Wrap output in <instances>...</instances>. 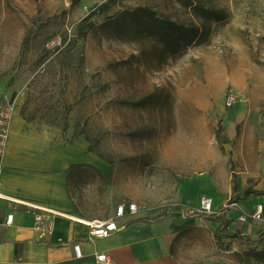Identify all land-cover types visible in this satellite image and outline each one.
Returning a JSON list of instances; mask_svg holds the SVG:
<instances>
[{"label": "rangeland", "instance_id": "obj_1", "mask_svg": "<svg viewBox=\"0 0 264 264\" xmlns=\"http://www.w3.org/2000/svg\"><path fill=\"white\" fill-rule=\"evenodd\" d=\"M108 1L0 0V103L29 100L33 123H67L68 141L92 139L110 172L81 171L73 196L82 215L108 219L136 204L176 216L180 178L221 148L228 109L240 99L264 105V0H192L224 11L218 22L180 0ZM158 21L201 36L173 54L145 31ZM74 38L68 60L55 53L41 63L47 42ZM188 231L183 263L203 264L216 238Z\"/></svg>", "mask_w": 264, "mask_h": 264}, {"label": "crops", "instance_id": "obj_2", "mask_svg": "<svg viewBox=\"0 0 264 264\" xmlns=\"http://www.w3.org/2000/svg\"><path fill=\"white\" fill-rule=\"evenodd\" d=\"M19 99L10 143L0 159V192L67 216L54 217L53 234L43 235L27 206L0 199V264H103L97 261L100 255H107L109 264H184L181 249L189 241L182 237L193 229L216 238L203 264H264V243L256 251L246 244L247 237L256 240L264 233V105L240 99L228 109L221 148L211 149L212 156L195 165L194 174L180 178L176 216L128 213L118 220L120 231L92 239L89 226L76 218L107 219L81 214L68 192L69 169L88 165L108 175L110 167L83 138L68 141L57 127L25 121ZM203 197L212 199L213 217L186 218L182 206L197 208ZM10 214L14 221L7 225ZM77 244L81 258L75 256Z\"/></svg>", "mask_w": 264, "mask_h": 264}, {"label": "built area", "instance_id": "obj_3", "mask_svg": "<svg viewBox=\"0 0 264 264\" xmlns=\"http://www.w3.org/2000/svg\"><path fill=\"white\" fill-rule=\"evenodd\" d=\"M58 46H61L60 39L51 41L47 44L49 49H54ZM235 102V97L233 94L228 95L226 100V106L232 107ZM18 109L17 102L10 101L4 103H0V159L2 155L5 153L8 145L10 143L11 138V130L14 122V118L16 116ZM1 174V169H0ZM0 199H5L13 204L25 205L29 208V210L35 215V224L36 228L45 234H53L54 226L53 219L56 216H67V214L58 211L56 209L47 207L46 205L37 202V201H26L23 199L11 198L6 195H3L0 192ZM237 203H231V207H236ZM261 209V207H259ZM137 215L139 213L138 205L130 204L120 205L115 213V216L107 219V220H85L81 218H76L77 221L83 222L89 226L90 236L92 239L96 238H105L111 236L113 233L118 232L122 229L123 226L118 224V220L124 218L127 214ZM215 213L213 211V201L210 197H203L201 199L200 205L197 208H188L184 210L183 215L187 217L194 216H213ZM260 214H255L253 217L258 218ZM14 221V215L10 214L7 217L6 224L11 225ZM241 222H246L247 217H240ZM74 252L76 258L82 257L81 245H74ZM98 263L109 264L110 260L107 255H100L97 258Z\"/></svg>", "mask_w": 264, "mask_h": 264}, {"label": "trees", "instance_id": "obj_4", "mask_svg": "<svg viewBox=\"0 0 264 264\" xmlns=\"http://www.w3.org/2000/svg\"><path fill=\"white\" fill-rule=\"evenodd\" d=\"M108 2H112V0H109ZM184 6L187 8H192L193 11L196 13L197 16L205 19V20H210V21H223L226 19V15L224 11H217L214 9H205L199 5H196L193 3L192 0H180ZM106 6V5H103ZM89 19V17L85 18L80 26H83L85 22ZM145 31H148L151 35H157L161 36L166 41L167 47L170 49V52L173 54L179 52L180 50H183L184 48L186 49L188 46L193 45L198 42L200 36H201V28L200 27H192L190 29H184L182 25H180L177 22H162L158 21L155 23H150L147 22L145 23ZM76 38L71 40V42L68 45H64L63 43L61 46H58L53 49H49L43 55V59L41 60V63L47 62L50 60L51 56L55 53H58L57 59L58 60H63L69 58L70 50L75 47L76 45ZM48 44V42H47ZM46 44V46H47ZM65 44V43H64ZM14 97L12 98L11 101H14ZM29 108H30V103L29 100L24 103V105L21 108V116L22 118L27 121L28 123H33L34 122V116L32 115L33 113H29ZM52 127L58 126L57 123H52ZM69 126L66 123L64 127L62 128V132L64 134V137H66V133L68 132ZM81 133H74L73 138H71L72 141L76 138H80ZM88 144H89V151L91 153L96 154L98 157L103 158V156L98 153L97 147L94 146L92 143V139L90 137H85L84 138ZM86 168H92L88 165H72L69 169V177H68V192L72 198H74V190H75V185L80 180V174L83 169ZM100 176H104L100 171H97ZM248 193V192H247ZM213 217V216H210ZM264 243V233L261 234L256 240H252L250 238H246V244L249 247L250 250L256 251L262 244Z\"/></svg>", "mask_w": 264, "mask_h": 264}]
</instances>
